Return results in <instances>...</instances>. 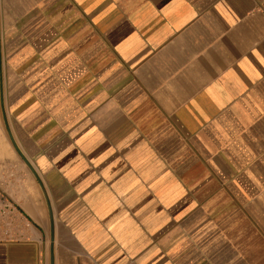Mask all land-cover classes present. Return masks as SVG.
I'll list each match as a JSON object with an SVG mask.
<instances>
[{
    "label": "crops",
    "instance_id": "obj_1",
    "mask_svg": "<svg viewBox=\"0 0 264 264\" xmlns=\"http://www.w3.org/2000/svg\"><path fill=\"white\" fill-rule=\"evenodd\" d=\"M0 264H264V0H0Z\"/></svg>",
    "mask_w": 264,
    "mask_h": 264
},
{
    "label": "water",
    "instance_id": "obj_2",
    "mask_svg": "<svg viewBox=\"0 0 264 264\" xmlns=\"http://www.w3.org/2000/svg\"><path fill=\"white\" fill-rule=\"evenodd\" d=\"M14 147H15V149H16L18 155H20V157H21L23 163H24V164L26 165V167L31 171V173L34 175V177L36 178L38 184H39L40 187H41V183H40V181H39V179H38V176H37V174L35 173L33 167L30 165V163L28 162V160L23 156V154L20 152V150L17 148V146H16L15 144H14ZM50 240H51V243H52V241H53V225H52V223H51V226H50Z\"/></svg>",
    "mask_w": 264,
    "mask_h": 264
}]
</instances>
